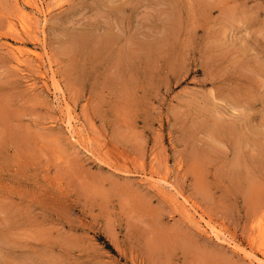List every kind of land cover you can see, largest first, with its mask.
<instances>
[{
    "label": "rangeland",
    "instance_id": "374dc122",
    "mask_svg": "<svg viewBox=\"0 0 264 264\" xmlns=\"http://www.w3.org/2000/svg\"><path fill=\"white\" fill-rule=\"evenodd\" d=\"M22 3L0 0V264H258L264 0H36L27 32Z\"/></svg>",
    "mask_w": 264,
    "mask_h": 264
},
{
    "label": "bare ground",
    "instance_id": "6f19581e",
    "mask_svg": "<svg viewBox=\"0 0 264 264\" xmlns=\"http://www.w3.org/2000/svg\"><path fill=\"white\" fill-rule=\"evenodd\" d=\"M36 0H22V7H21V9H20V11H21V15H22V17L24 18L21 22H20V26H21V28L23 29V31L24 32H27L28 31V29H29V27H31V26H29V24L27 23V18L28 19H30V15L26 12V7L28 6V7H30L31 6V4L32 3H34ZM38 3V2H37ZM37 3H36V5H35V7H34V10H37V11H40V9H39V7H38V5H37ZM21 4V3H20ZM39 4V3H38ZM43 4V3H42ZM33 5V4H32ZM43 7V6H42ZM47 9V8H46ZM44 11V10H43ZM41 12V11H40ZM47 12V11H46ZM38 13V12H37ZM33 14H35V13H33ZM45 15V14H44ZM21 29V30H22ZM110 37V36H109ZM102 38V37H101ZM107 38V37H106ZM107 39H109V40H112V38H107ZM107 39H105V42H107V41H109V40H107ZM84 40V39H83ZM102 40V39H101ZM86 41V40H85ZM16 48H18V47H16ZM108 48V47H107ZM17 50V49H16ZM14 51V50H13ZM34 51V50H33ZM16 52V51H15ZM18 53H17V55L18 56H15V57H20V58H22L23 56V51H17ZM35 52V51H34ZM33 54H35V53H33ZM32 54V55H33ZM16 60V59H15ZM18 61V60H17ZM19 61H21V60H19ZM18 63V62H17ZM50 64V63H49ZM50 67V66H49ZM52 75V74H51ZM54 77V76H53ZM55 79V78H54ZM55 81V80H54ZM56 88V87H55ZM55 91V90H54ZM58 92H60V91H58ZM62 96H63V94H62ZM63 99V98H62ZM66 101V100H65ZM63 102V101H62ZM68 106V105H67ZM69 107V106H68ZM67 107V108H68ZM66 108V110L68 111V109ZM70 108V107H69ZM68 115H67V120H65V121H67L66 122V128H67V130L70 132V134H71V137H73V133H74V128H75V125H74V121H73V119H72V114L70 115V113H67ZM74 118V117H73ZM66 119V118H65ZM76 123V122H75ZM241 141V140H240ZM166 182V181H165ZM260 213V212H259ZM262 217V216H261ZM264 217V216H263ZM190 218V217H189ZM203 218V217H202ZM264 221V220H263ZM257 223H258V221H257ZM207 225V224H206ZM257 225V224H256ZM259 227V226H258ZM210 230H211V232L213 233V235H214V237L217 239V240H220V241H225L227 244H229L230 242L229 241H226V240H224V237H220V235H218L216 232H215V230L213 229V227L212 228H210ZM258 230H259V228H258ZM260 230L263 232V230L264 229H261L260 228ZM264 233V232H263ZM226 238V237H225ZM242 250H244V249H242ZM264 253H261V256L262 257H259V256H257V255H254L253 254V256H252V259L256 262V263H258V264H264V255H263Z\"/></svg>",
    "mask_w": 264,
    "mask_h": 264
}]
</instances>
